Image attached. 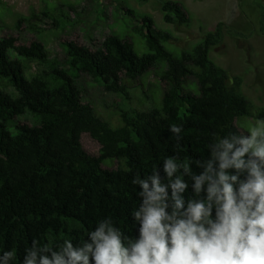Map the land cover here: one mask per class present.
I'll return each instance as SVG.
<instances>
[{"label":"trees","instance_id":"1","mask_svg":"<svg viewBox=\"0 0 264 264\" xmlns=\"http://www.w3.org/2000/svg\"><path fill=\"white\" fill-rule=\"evenodd\" d=\"M114 4L143 30L148 40L143 51L113 34L89 45L67 36L80 23V12L65 3L19 18L18 36L0 35V256L11 252L8 264H23L33 242L56 251L65 240L80 246L105 219L134 239L139 223L133 214L142 202L134 179L159 171L167 184L168 158L200 174L204 169L197 161L211 159L212 145L247 135L238 119L264 120V108L255 109L241 94L240 80L208 58L221 39L220 26L190 50L174 53L168 47L172 36L152 18L136 15L122 1ZM161 11L167 25L187 27L191 21L178 2L164 1ZM26 29L39 38L21 40ZM45 31L63 34L52 51L40 40ZM156 72L161 107L145 113L121 107L117 128L83 101L85 80L127 101L130 84ZM172 126L181 132L173 133ZM83 135L99 145L98 156L84 150ZM107 160L123 161L125 170L103 168ZM176 176L188 183L185 200L194 198L191 175L181 168ZM166 191L170 197L171 187Z\"/></svg>","mask_w":264,"mask_h":264},{"label":"clouds","instance_id":"2","mask_svg":"<svg viewBox=\"0 0 264 264\" xmlns=\"http://www.w3.org/2000/svg\"><path fill=\"white\" fill-rule=\"evenodd\" d=\"M170 130L181 132L178 126ZM212 148L211 159L197 161L200 174L168 158L167 184L159 171L133 180L142 198L133 214L139 223L134 239L105 219L80 246L65 240L56 251L33 242L23 264H264V120L247 135L224 137ZM181 168L193 181L194 198L187 201L188 183L173 178ZM11 257L5 252L0 262L8 264Z\"/></svg>","mask_w":264,"mask_h":264},{"label":"rangeland","instance_id":"3","mask_svg":"<svg viewBox=\"0 0 264 264\" xmlns=\"http://www.w3.org/2000/svg\"><path fill=\"white\" fill-rule=\"evenodd\" d=\"M65 5L78 7L79 24L69 29L67 36L89 45L95 38L113 34L130 39L138 51H143L148 40L136 23L128 22L114 4L124 2L136 15L149 16L160 30L172 36L168 47L179 53L190 50L200 43L207 33L221 28V39L210 48L208 58L217 67L224 70L229 78L240 80L241 94L255 108H264V0H171L180 3L190 16L187 27H173L163 21L161 5L167 0H60ZM57 0H0V35L18 36L14 25L19 18H28L48 7L59 6ZM37 32L28 29L21 33L24 42L39 38ZM63 34L45 31L40 37L47 49L58 44L57 38ZM34 70V69H33ZM145 76L137 85H131L129 100L122 96L105 93L98 87L97 81H83V101L89 103L96 115L112 127L121 125L120 108L140 113L161 107L162 90L158 74ZM191 83V82H190ZM194 82L189 90H194ZM257 121L242 118L236 121L237 127L248 134ZM81 145L92 155H99V145L90 137L83 135ZM102 167L109 170H125L123 161L107 160Z\"/></svg>","mask_w":264,"mask_h":264}]
</instances>
